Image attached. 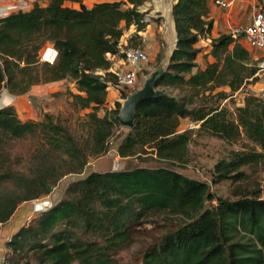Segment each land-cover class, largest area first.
<instances>
[{
  "label": "trees",
  "instance_id": "obj_1",
  "mask_svg": "<svg viewBox=\"0 0 264 264\" xmlns=\"http://www.w3.org/2000/svg\"><path fill=\"white\" fill-rule=\"evenodd\" d=\"M84 1L36 2L29 11L0 19V95L7 90L25 96L35 85L70 80L78 91H68L73 106L92 109L85 149L49 113L42 121H24L16 106L0 107V228L22 203L50 195V185L70 173L81 175L91 156L107 154L120 125V102L103 116L98 113L107 102L108 83L116 81L110 56H122V38L133 26L126 47H143L140 33L155 20L142 6L153 0L66 6ZM210 11L208 0L174 4L176 48L166 65L160 64L164 45L156 57L157 86L164 91L139 105L135 124L117 151L122 158L145 154L182 165L188 162L195 131L233 144L247 140L220 160L214 173L215 182L247 181L244 167L264 171V96L248 94L235 117L226 107L196 105L195 99L224 86L230 92L216 94L227 99L258 83L260 67L231 33L212 39L215 61L199 67L197 44L212 31ZM47 43L58 51L53 64L41 60ZM170 88H188L192 95L177 96ZM186 118L199 128L181 131ZM28 137H43L49 146L48 152H37L30 173L9 164L4 146L6 138ZM60 154L67 156L65 166L57 161ZM254 182L257 186L238 184L229 199L214 194L207 181L170 166L89 172L70 181L61 199L13 235L5 257L12 264H29L30 258L35 264H121L119 253L140 244L137 264H264V178Z\"/></svg>",
  "mask_w": 264,
  "mask_h": 264
},
{
  "label": "rangeland",
  "instance_id": "obj_2",
  "mask_svg": "<svg viewBox=\"0 0 264 264\" xmlns=\"http://www.w3.org/2000/svg\"><path fill=\"white\" fill-rule=\"evenodd\" d=\"M105 0H85L83 5L79 3L66 2V6H72L75 8H81L82 6L92 7L97 2ZM36 2L40 4H45L46 0H29V3L33 6ZM32 8L30 7V10ZM29 11V10H28ZM154 20H157L153 17ZM148 29V28H147ZM131 31V32H130ZM135 31L134 26L125 34ZM124 34V35H125ZM142 34V32L140 33ZM157 45H163L165 39L161 34H157L156 37ZM53 45L47 43L40 52L41 60L43 62L47 61L46 58L49 57ZM164 50H166V45H164ZM46 57V58H45ZM157 60H151L144 66L142 73H140V81L145 82L147 78L156 70L158 66ZM161 64V63H160ZM144 85V83H143ZM142 85V86H143ZM264 72H260V80L256 84H248L239 91L235 92L227 99H221L217 96V92L225 90L230 92L227 86L220 87L213 92L201 93L196 97V105L210 104L219 105L220 107H226L230 110L232 117H235V110L238 106L244 104V99L248 94L260 95L261 91H264ZM73 91L78 93L75 83L70 80H62L54 83L39 84L35 85L29 94V97L23 99L21 105L18 106V113L22 120H35L42 121L45 118V114L49 113L53 120L63 126H65L69 132L72 134L74 139L78 144L87 149L88 139L90 138V126L88 113L92 109H76L73 104V98L69 96L68 91ZM139 90V89H138ZM126 90H110L108 89V97L105 106L101 107L98 111L99 115L103 116L107 110L115 109L117 103L120 102L122 105L125 102L122 93H128L129 95L135 93L136 91ZM170 91L177 96L192 95V91L188 88L184 90L170 88ZM28 100L31 102L29 103ZM200 124L193 122L190 124L189 121H182L180 130L184 131L187 129H198ZM129 128L123 127L121 124L117 126L114 136L110 141V151L102 156L89 158V162L81 175L77 174H67L61 180H59L55 185L52 186L51 194L42 197L40 200H51L61 199L65 195L66 188L70 181L84 176L85 174L93 171L105 172L111 170H127L139 166L147 167H157V166H167L173 167L184 174L195 177L210 184L211 191L222 197L229 199L234 198V191L238 184L243 186H254V181H260L264 178L263 167L259 166L257 168L244 167L243 169L247 173V181L235 182L233 179L223 180L221 182H215V166L222 159H228L232 150L241 149L244 142L247 140H242L239 143H228L212 135L206 134L204 132L195 131L192 134V139L189 146V158L188 162L182 165L165 163L151 158L149 155L143 154L142 157H131L122 158L117 151L118 143L122 140L126 133H128ZM7 153L10 156V165L16 169L22 170L26 173H30L32 167L35 165V155L38 151L48 152L49 146L43 137H28L25 139H13L6 138L4 142ZM39 153V152H38ZM41 154V153H40ZM40 154H37L40 155ZM57 154V153H56ZM59 160H58V159ZM57 161L65 164V159L67 156L65 154H60L57 156ZM250 178V179H249ZM249 179V180H248ZM11 187V185H8ZM216 202V201H214ZM38 214L30 217L28 222L36 217ZM27 222V223H28ZM148 234V233H147ZM32 253L29 254V258ZM118 258L121 264H137V262L142 261V249L140 244L132 246L130 249L119 253ZM29 264H35V259L30 258ZM23 262V261H21ZM23 264V263H21Z\"/></svg>",
  "mask_w": 264,
  "mask_h": 264
},
{
  "label": "crops",
  "instance_id": "obj_3",
  "mask_svg": "<svg viewBox=\"0 0 264 264\" xmlns=\"http://www.w3.org/2000/svg\"><path fill=\"white\" fill-rule=\"evenodd\" d=\"M11 0H3V3H8ZM218 1H222L218 2ZM177 0H153L147 2L142 6V10H150L151 16L157 20L153 21L148 29L142 33L144 45L143 47L148 51L151 60H156L157 54L160 51V45L156 43L157 34H161L165 39L166 50L163 54L161 64H168L170 57L176 48L177 33L175 29L173 6ZM210 6L209 19L213 20V28L211 33L202 38L197 47L201 48V52L197 58V63L200 68L204 69L208 63L214 62L215 59L211 55L212 39L220 36L221 34H230L232 30L240 25L246 26L251 22L252 16L256 9L260 6H264V0H208ZM128 31V30H127ZM131 32V31H130ZM130 32L124 35V40L128 42ZM241 43L249 50L251 57L258 61L262 53L259 49L251 47L245 42ZM54 55L51 51L49 59ZM113 60L112 69L125 68L122 60L117 56H110ZM156 71V70H155ZM197 71V68L194 72ZM30 94V93H29ZM29 94L25 96H15L4 90L0 95V107L6 105H14L18 108L23 102V99L29 97ZM189 121L193 123L189 118L183 119V121ZM46 200H33L22 203L12 218L0 228V264L5 257L8 247L7 243L11 240L13 235L17 233L25 224H27L30 217L35 214H39L43 210Z\"/></svg>",
  "mask_w": 264,
  "mask_h": 264
},
{
  "label": "built area",
  "instance_id": "obj_4",
  "mask_svg": "<svg viewBox=\"0 0 264 264\" xmlns=\"http://www.w3.org/2000/svg\"><path fill=\"white\" fill-rule=\"evenodd\" d=\"M0 0V19L10 15L17 11H28L33 6L29 3V0H11L8 3H3ZM221 2L222 1H218ZM236 38H241V41L245 42L251 47L259 49L262 53L261 58L258 60V66L260 72H264V6H260L256 9L252 16L251 22L246 25H240L235 27L231 33ZM127 42L122 38L121 41V55L119 57L125 68L111 69L116 75L115 82H109L108 89L116 91L129 90L132 93L142 87L143 83L140 81V73L144 66L150 61V55L144 47H126ZM54 55L51 59L46 58L48 62L53 64L58 56V52L51 47ZM264 90V89H263ZM259 96H264V91H261ZM30 103L31 101L28 100ZM52 206V201L47 199L44 203L43 210H47ZM1 264H12L6 257L1 261Z\"/></svg>",
  "mask_w": 264,
  "mask_h": 264
},
{
  "label": "water",
  "instance_id": "obj_5",
  "mask_svg": "<svg viewBox=\"0 0 264 264\" xmlns=\"http://www.w3.org/2000/svg\"><path fill=\"white\" fill-rule=\"evenodd\" d=\"M158 71H154L144 82V85L131 94L124 102L117 120L123 127L132 128L135 124L139 105L149 99L159 96L164 90L157 86ZM52 189V186H49Z\"/></svg>",
  "mask_w": 264,
  "mask_h": 264
},
{
  "label": "clouds",
  "instance_id": "obj_6",
  "mask_svg": "<svg viewBox=\"0 0 264 264\" xmlns=\"http://www.w3.org/2000/svg\"><path fill=\"white\" fill-rule=\"evenodd\" d=\"M55 49V48H54ZM56 50V49H55ZM57 51V50H56ZM58 52V51H57Z\"/></svg>",
  "mask_w": 264,
  "mask_h": 264
}]
</instances>
